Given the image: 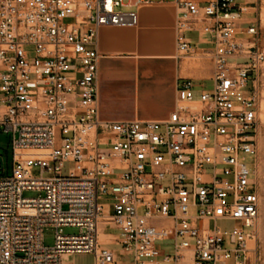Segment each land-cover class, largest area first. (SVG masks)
I'll return each instance as SVG.
<instances>
[{
    "label": "built area",
    "instance_id": "2783aa9c",
    "mask_svg": "<svg viewBox=\"0 0 264 264\" xmlns=\"http://www.w3.org/2000/svg\"><path fill=\"white\" fill-rule=\"evenodd\" d=\"M239 1L174 0L178 52L191 54L183 34L195 27L213 45L210 91L182 80L168 119L109 123L98 118V32L135 28L155 0H0V130L12 136L0 264H120L98 244L101 224L128 264H258L264 43L240 24Z\"/></svg>",
    "mask_w": 264,
    "mask_h": 264
},
{
    "label": "crops",
    "instance_id": "0c3cea01",
    "mask_svg": "<svg viewBox=\"0 0 264 264\" xmlns=\"http://www.w3.org/2000/svg\"><path fill=\"white\" fill-rule=\"evenodd\" d=\"M136 13L135 28H102L97 35L98 118L103 122L164 121L175 111L179 81H192L196 94L212 88L213 45L195 27L183 34L191 54L178 52L174 0H155Z\"/></svg>",
    "mask_w": 264,
    "mask_h": 264
},
{
    "label": "rangeland",
    "instance_id": "374dc122",
    "mask_svg": "<svg viewBox=\"0 0 264 264\" xmlns=\"http://www.w3.org/2000/svg\"><path fill=\"white\" fill-rule=\"evenodd\" d=\"M128 0H123V3H127ZM239 3H246L247 10L246 15L242 17L240 24L249 26L255 24L258 27L260 38L264 43V0H240ZM122 11H128L122 9ZM245 20H247L245 22ZM209 90V88H208ZM260 110H259V123H260V137H259V165H258V184H259V196H260V212L259 220L257 224L258 238L257 242L252 245L255 246L258 264H264V69L261 71L260 77ZM197 97V96H196ZM12 136L6 134L0 130V158L2 160V170H0V177H8L12 173ZM28 156H37L38 153L27 152ZM1 166V165H0ZM34 193H25L24 197H34ZM103 204V203H101ZM109 211L106 207H103V214L107 215ZM223 230L231 231L234 226L233 223H219L218 224ZM248 231V230H246ZM63 233L66 235L75 234L74 229H63ZM54 230L45 229L43 230V247L49 248L54 245ZM98 244L100 247H108L113 250L120 261V264H128L129 257L125 254L120 253V246L116 231L112 228H106L104 224L99 227L98 233ZM226 247H230L228 242L225 243ZM65 264H93V259L89 255H75L66 256L63 258ZM227 264H232V261H228Z\"/></svg>",
    "mask_w": 264,
    "mask_h": 264
},
{
    "label": "water",
    "instance_id": "95a60500",
    "mask_svg": "<svg viewBox=\"0 0 264 264\" xmlns=\"http://www.w3.org/2000/svg\"><path fill=\"white\" fill-rule=\"evenodd\" d=\"M2 164V160H1V158H0V165Z\"/></svg>",
    "mask_w": 264,
    "mask_h": 264
}]
</instances>
